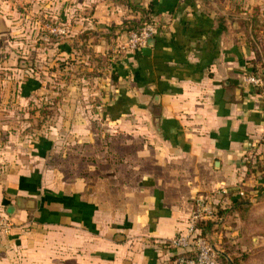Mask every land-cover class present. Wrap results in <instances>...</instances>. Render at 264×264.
<instances>
[{
    "label": "crops",
    "instance_id": "crops-1",
    "mask_svg": "<svg viewBox=\"0 0 264 264\" xmlns=\"http://www.w3.org/2000/svg\"><path fill=\"white\" fill-rule=\"evenodd\" d=\"M150 4L149 53L118 51ZM41 20L69 36L24 47L25 67L13 46L2 58V37L37 38ZM262 45L264 0H0V209L12 223L0 264H176L165 243L199 196L229 209L210 230L215 247L225 239L249 261L259 244L232 206L261 182L244 159L264 136V107L242 78ZM39 101L54 119L34 135L27 106Z\"/></svg>",
    "mask_w": 264,
    "mask_h": 264
},
{
    "label": "built area",
    "instance_id": "built-area-1",
    "mask_svg": "<svg viewBox=\"0 0 264 264\" xmlns=\"http://www.w3.org/2000/svg\"><path fill=\"white\" fill-rule=\"evenodd\" d=\"M40 27L37 39L42 42H48L51 37L62 38L68 34L67 27L62 23L41 20ZM157 28L156 21L144 23L117 43V50L122 52L140 51L147 46L149 40L157 32ZM242 83L257 89L262 84V79L258 74L251 73L242 78ZM217 193L219 196H224L227 190L220 188ZM238 195L243 197L244 192L240 190ZM213 218H215V205L211 198L208 196L194 198L185 229L165 243L167 247L179 251L175 259L176 264H220L218 250L210 238V232H202L197 227L199 221ZM11 227L12 223L9 217L0 209V236L7 235ZM186 252H191L192 256L187 257Z\"/></svg>",
    "mask_w": 264,
    "mask_h": 264
},
{
    "label": "rangeland",
    "instance_id": "rangeland-1",
    "mask_svg": "<svg viewBox=\"0 0 264 264\" xmlns=\"http://www.w3.org/2000/svg\"><path fill=\"white\" fill-rule=\"evenodd\" d=\"M17 11V10H16ZM22 12V11H21ZM22 22L20 23L23 28H25L23 17L21 16ZM19 23V21L17 20ZM37 38H34L33 36H30V34L27 33V35H24V31H16L13 35H9L6 37H2L1 40V46H2V58L4 56V50L8 46H13L12 48H16L18 51L16 53L17 60H29L30 53L27 54L26 52H23V48L28 46L30 43L33 45H37ZM263 57H256L255 64L257 67V70L254 74H258L262 79V84L257 88L259 99L262 101V105L264 107V54H262ZM23 57V59H21ZM18 68V62L17 67ZM2 76H5V74L8 72L5 69L1 70ZM32 105V108H31ZM41 102L38 103H29L28 104V114H27V120L31 121L32 126V132L34 135L38 134H44V131L48 126L53 122V115L54 113H51L47 116V114H44L40 111V108H42ZM50 108H52L50 106ZM47 110V109H46ZM42 121V123H40ZM42 124V125H41ZM264 137V136H263ZM257 142V145L250 151V154L244 159V165L250 164L255 170L257 169V165H264V138ZM246 168V167H245ZM255 179L257 180H263L264 182V171L259 172L255 174ZM264 203V200H255L254 203ZM240 216L245 221L247 229H248V238H254L255 243L257 242L259 245L257 247L258 252L250 257V260L247 261L245 252H241V255H239V259L241 258V261H237V264H244L247 261V264H264V213H258L260 211L251 208L250 206L247 207H241L240 210ZM240 222V220L238 221ZM244 227V223L242 225V228ZM225 245H224V251L227 252L228 255H231L232 250L234 248L233 246H230L227 244V241L224 239ZM250 245H248V248H252V242H249ZM233 247V248H232ZM233 254V253H232ZM236 256V255H235Z\"/></svg>",
    "mask_w": 264,
    "mask_h": 264
},
{
    "label": "trees",
    "instance_id": "trees-1",
    "mask_svg": "<svg viewBox=\"0 0 264 264\" xmlns=\"http://www.w3.org/2000/svg\"><path fill=\"white\" fill-rule=\"evenodd\" d=\"M141 17L139 20L137 21H130L126 23V29H125V37L127 36V34L133 30H137L140 26H142L144 23L147 22H152L153 20V10H152V5L150 4L147 8H142L141 10ZM50 22L53 23H57L55 21L52 20H48ZM58 23H62V22H58ZM64 25V23H62ZM66 26V25H65ZM68 29V34L65 37L69 36V28L68 26H66ZM62 37V38H65ZM82 37L85 38V34H82ZM122 37V36H120ZM59 38L57 37H51L50 40L48 42H42V41H38L37 44L43 48H46L47 45H49L50 43L58 40ZM73 39V37H72ZM74 44V42L72 43ZM85 44V43H84ZM259 45V43H258ZM262 53L264 54V45H262L261 47ZM136 52V51H135ZM110 57H111V52L109 50H107L104 54L95 57V61L97 62V66L95 67L94 71L91 72V75H97L96 73H101L100 71H102L103 73L106 70V65H108V63L110 62ZM69 64V62H67ZM65 63L61 62L59 67L62 68V66H64ZM52 70V67H51ZM257 70V67H254L253 69V73H255ZM102 74V73H101ZM100 75V74H99ZM69 76V75H68ZM67 76V79H68ZM109 77L115 82L117 81V75H115L114 73H111L109 75ZM50 106L52 108H50ZM47 109V110H46ZM40 111L43 112L44 114H47V116L51 113H53V106L50 104H43L42 108H40ZM42 123V121L40 122ZM42 125V124H41ZM264 138V137H263ZM246 167V172H248V175H253L255 176V174L259 173V172H263L264 171V165L260 164L257 165V169L255 170L250 164L245 165ZM264 179V178H262ZM261 182L263 180H260ZM261 182H256L254 184V191L256 190V195L255 197H252L249 194L248 190H244V189H240L244 192V197L242 198V200L237 201L236 203L233 204V209L236 210H240L241 207H246L250 204V200L252 198H257L258 200H264V183L262 184ZM239 190V191H240ZM256 199V200H257ZM217 203H219L217 201ZM215 203V204H217ZM229 209H224L221 208L219 206V204H217V206H215V218L213 219H208V220H203V221H199V223L197 224V227L199 228L200 231L202 232H210V230L213 228V226L216 224L217 220H219L221 217L225 216V213L228 212ZM233 210V211H234ZM221 249L223 250V252L219 251L218 249V260L220 262V264H237L238 261V257H231L230 259L226 256L227 252L224 251V246L221 247ZM185 255L187 257L192 256L191 252H186Z\"/></svg>",
    "mask_w": 264,
    "mask_h": 264
},
{
    "label": "water",
    "instance_id": "water-1",
    "mask_svg": "<svg viewBox=\"0 0 264 264\" xmlns=\"http://www.w3.org/2000/svg\"><path fill=\"white\" fill-rule=\"evenodd\" d=\"M149 44H150V43H149ZM149 46H150V45H148V47H146V48L143 49L144 53H149V49H150ZM27 64H28V65H31V61L26 62L25 60H21L20 63H19V65H20L21 67H25ZM250 201L254 202L255 199H251Z\"/></svg>",
    "mask_w": 264,
    "mask_h": 264
}]
</instances>
